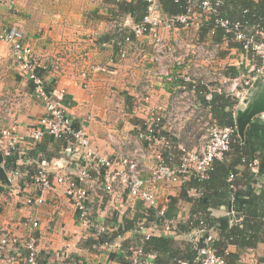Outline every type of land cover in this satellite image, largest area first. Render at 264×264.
Masks as SVG:
<instances>
[{"label":"crops","instance_id":"crops-1","mask_svg":"<svg viewBox=\"0 0 264 264\" xmlns=\"http://www.w3.org/2000/svg\"><path fill=\"white\" fill-rule=\"evenodd\" d=\"M114 3L115 0H12V4L0 5V29L15 26L22 32L23 42L30 49L42 76L38 75L44 78L50 95L59 96L64 90L63 105L76 126L84 131L92 148L101 155L122 158L131 152L135 128L143 117L135 108L136 96L149 91L152 102L158 107L165 108L169 103L171 85L165 75H173L177 68L169 58L158 57L157 42L168 45L178 40L199 42V34L195 28L183 31L160 26L133 39L131 45L124 44L126 56L121 57L120 48L116 52L113 47L115 39L119 42L123 37L117 30L121 26L130 31L135 24L129 15L112 21L109 13ZM152 6L156 15L164 17L156 0H152ZM201 42L213 43L211 35L206 34ZM235 60L240 63L239 67L233 64ZM245 64L243 54L225 46L214 63L228 66L227 73L232 75ZM45 114V105L34 96L31 82L20 75L13 63L9 45L0 40V129H14L21 139L23 152L12 159L0 152V227L8 229L17 239L34 234L38 264H122L133 247V235L130 231L119 235L113 241L117 247L93 246L96 236L82 227L65 186L53 183L52 190L44 193L41 206L24 204L26 196L38 195L31 177L41 163L54 168L51 180L55 169H61L60 173L66 176L76 175L73 163L65 167L66 141L63 144L45 136L37 146L28 147V134ZM246 132L252 149L264 153V114L256 117ZM165 153L177 155L174 141ZM12 171L27 172L29 176L20 182L12 178ZM263 180L264 174L257 177L258 182ZM179 187H159L160 202L165 208L172 197L178 196ZM127 204L126 193L116 199L98 192L90 194L86 201L92 220L110 232L116 231L122 220L140 213V203L133 205V212ZM229 209L216 210L213 216L230 226ZM190 211L189 203L179 202L175 221H187ZM32 222L37 223L35 229L30 225ZM161 234L160 227L153 231L155 236ZM209 234L212 240L218 237L215 230ZM184 238L179 235L175 240L180 243ZM228 252L239 255L232 264H264L261 261L264 244L241 252L231 245Z\"/></svg>","mask_w":264,"mask_h":264},{"label":"built area","instance_id":"built-area-1","mask_svg":"<svg viewBox=\"0 0 264 264\" xmlns=\"http://www.w3.org/2000/svg\"><path fill=\"white\" fill-rule=\"evenodd\" d=\"M148 1L151 4L140 24H136L130 31H125L121 26L117 30L119 35H123L118 43L121 57L126 56L122 46L132 44L129 32L133 33L134 39L160 26L168 30L183 31L195 28L197 32L203 23L214 17V25L232 33L233 39L241 44L235 50L245 56L246 64L242 70L232 75L227 73L228 66L214 65L223 44L182 40L171 45L157 42L155 52L158 57L169 58L177 68L173 75H165L166 82L171 85L169 103L165 108L158 107L152 102L149 91L136 96L135 108L143 117L135 128L131 152L122 158L101 155L92 148L84 131L76 126L63 105L64 90L56 97L46 91V82L38 75L37 63L23 42L22 32L15 26L0 29V40L9 45L11 58L18 72L32 83L34 96L46 108V114L36 121L28 134V147L37 146L45 136L63 139L67 147L65 167L73 163L76 168L75 176H66L60 173L61 169H55L51 180L50 173L54 168L41 163L31 177L38 195L26 196L24 204L29 207L41 206L44 203V193L52 190L53 183L65 186L71 194L82 227L100 235L110 232V229L92 220L86 205L90 194L102 192L117 199L119 195L126 193L131 212L137 202L143 209L155 211V222L147 225L142 216L130 231L132 235L140 236V242L152 236L158 227L164 236H177V222L164 218L166 208L160 202L159 187L180 186L190 177L206 179L213 161L224 158L237 135L236 125L220 126L204 108L202 100L208 99L212 94L229 98L233 101L231 111L235 117L236 111L245 106L255 84L264 74V42L247 37L241 31L239 23L217 17L215 7L209 0H187L185 13L171 18L156 15L152 0ZM2 3L12 4V0H0V5ZM233 64L240 66L237 60ZM171 141H174L177 155L165 153L170 148ZM20 145L21 139L14 129H0L2 156L12 159L17 154H23ZM250 168L253 173H257L255 162L250 164ZM11 175L20 182H24L29 176L27 172L17 171H12ZM232 179L233 176L230 175L228 181ZM230 214L234 215L232 210ZM30 225L34 229L37 227L36 222ZM203 232V228H200L187 235L194 243L193 249L196 252L191 264H227L224 258L215 254L209 238H202ZM201 239L203 246H197ZM36 242L34 234L17 239L8 229L0 227L1 264H38ZM113 246L117 247L118 244L113 242L102 245L103 248ZM152 261L153 256L145 255L142 247L136 245L128 250L123 264H152Z\"/></svg>","mask_w":264,"mask_h":264},{"label":"trees","instance_id":"trees-1","mask_svg":"<svg viewBox=\"0 0 264 264\" xmlns=\"http://www.w3.org/2000/svg\"><path fill=\"white\" fill-rule=\"evenodd\" d=\"M186 1L156 0V3L162 15L165 18H171L185 13ZM209 1L215 7L217 17L231 23H239L241 31L247 37L264 42V0ZM216 3L218 5L215 6ZM150 4L151 2L148 0H131L130 2L115 0L113 9L109 13L110 19L113 21L123 15H129L135 25L140 24L147 14ZM213 20L214 17H210L199 27L197 30L198 41L201 42L206 34H210L213 43L223 44V46L226 44V49H239L241 44L233 39V34L214 25ZM129 37L134 39L133 33L129 32ZM118 43V39H115L113 43L115 51H118ZM37 72L42 76L40 71L37 70ZM49 90L46 88V91L51 93ZM202 102L204 108L209 111L220 126L235 125L231 111L233 101L229 98L212 94ZM56 140L64 144L63 139ZM254 162H256L257 173H253L250 168V164ZM262 174H264V153H258L252 149L247 132L243 142L236 135L224 158L213 161L211 171L206 179L190 177L180 185L178 196L169 200L164 213L166 220H175L179 202L183 201L191 205L188 220L183 223L177 222L176 226L175 234L185 236L184 240L178 243L175 238L161 234L159 236L152 235L147 240L140 242V236L133 235V246L140 245L145 255L153 256L152 264H191L195 259L196 252L193 249L194 243L187 238V235L195 229L203 228L202 238L208 237L215 254L224 258L227 264H232L239 255L230 254L229 246H235L241 252L255 249L259 244H264V180L257 181V177L259 178ZM230 175L233 176V179L228 181ZM244 191L247 192L244 193ZM221 208L232 209L234 215L231 217L230 226L221 223L220 218L213 216V212ZM134 215L132 219L122 220V224L116 231L95 235L93 246L100 247L103 244H111L119 235L131 231L136 222L143 217L147 225L156 221L155 211L143 209L142 206L140 213ZM229 219L230 217L227 218L228 221ZM212 230H215L218 235L213 240L209 234ZM197 246H203L202 239L197 243ZM261 261L264 262V258ZM124 262L125 258L122 264Z\"/></svg>","mask_w":264,"mask_h":264},{"label":"water","instance_id":"water-1","mask_svg":"<svg viewBox=\"0 0 264 264\" xmlns=\"http://www.w3.org/2000/svg\"><path fill=\"white\" fill-rule=\"evenodd\" d=\"M262 114H264V74L255 84L254 91L250 94L245 106L235 113L237 136L241 142L245 139V131L248 126Z\"/></svg>","mask_w":264,"mask_h":264}]
</instances>
